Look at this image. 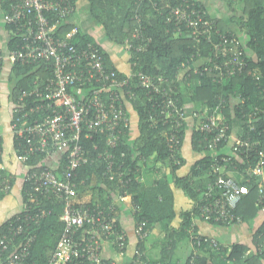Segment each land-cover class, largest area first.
Instances as JSON below:
<instances>
[{
	"label": "built area",
	"instance_id": "2783aa9c",
	"mask_svg": "<svg viewBox=\"0 0 264 264\" xmlns=\"http://www.w3.org/2000/svg\"><path fill=\"white\" fill-rule=\"evenodd\" d=\"M165 7L169 12L166 22L174 27V33L189 40L195 49L203 43L212 45V57L193 56L197 58L196 63L183 64L176 79L165 74H147L138 69L136 62H130V73L120 78L118 72L107 68L102 49L97 44L90 42L84 47L77 46L75 40L79 30L62 31L77 11V0H0V74L16 63L30 65L41 61L47 63L52 72L44 88L37 87L24 93L17 104L10 92V129L19 142L18 158L27 169L24 182L31 184L33 190L27 191L31 206L25 205V214L8 221L9 234L0 241V264H25L35 241V236L28 235V229L47 217L49 212L41 205L52 197L64 202L61 221L65 229L48 264H114L102 258L103 244L111 237L120 251H126L128 241L125 231L120 228L115 205L75 204L79 192L74 178L80 168L93 163L82 145V138L105 135L106 159L109 160L105 175L110 181L118 180L121 189L128 187L132 169L125 162L117 166L113 160H116L115 152L123 144L127 130L133 129L132 104L139 99L142 101L140 91L145 92V99L151 103L150 119L155 124L159 119L169 127L167 145L176 165L180 163L182 133L189 124H192L193 132L203 136L208 151L217 153L221 147L232 145L228 154L213 156L214 165L200 206L201 216L209 223L226 227L244 224L237 209L249 194V188L224 171L234 157L249 155L261 147L257 167L245 170L243 176L247 183L252 178L261 181L256 204L260 210L258 219L262 232L258 234L254 251L264 264V142L244 138L243 134L231 142L230 124L224 114L225 100L213 108L190 100L187 103L184 97L193 76L208 75L214 83H222L244 75L250 69V56L239 35L221 31L217 20L197 2L180 0L178 5ZM7 26L13 27L19 41L14 49L10 47L12 40L5 30ZM140 37L141 26L126 42L128 53H141L153 41L150 37ZM135 39L140 42L134 43ZM253 75L260 87V74L254 70ZM179 81L180 87L177 86ZM31 97L40 101L28 105ZM260 113L264 110L256 107L250 114V123ZM1 154L0 150V194H7L12 187V178L6 174ZM41 155L60 156V162L64 156V175H57L47 164L28 167L27 163L33 157ZM121 157H125V153ZM127 196L121 195L118 203H123ZM137 232L140 242L133 263L147 264L140 248L148 235L145 223L139 224ZM188 232L192 250L188 261L182 264H197L203 247L220 250L216 240L196 232L194 227ZM18 238L24 240L18 243ZM16 243L18 247L14 250ZM10 248L14 251L2 262V255Z\"/></svg>",
	"mask_w": 264,
	"mask_h": 264
},
{
	"label": "trees",
	"instance_id": "16d2710c",
	"mask_svg": "<svg viewBox=\"0 0 264 264\" xmlns=\"http://www.w3.org/2000/svg\"><path fill=\"white\" fill-rule=\"evenodd\" d=\"M195 1L210 12L208 5L200 0ZM227 3L230 10L235 12V3L239 1L243 4V11L240 17H237L239 28L248 36L247 48L255 54V59H249L250 69L241 76L232 78L222 83H214L208 75L204 77L193 76L190 86L187 87V96L191 103L207 104L209 107H215L222 100H225L224 114L228 118L231 125L236 118L243 123V137H250L253 141L260 140L264 142V113L258 114L250 123V114L259 107L264 110V0H223ZM91 5V14L96 18L98 24L105 29L109 39L118 46L126 47V42L131 38L135 30L141 26V34L145 37L153 39L152 43L145 47L141 53L129 52L130 62H136L138 69H142L147 74H165L172 79H176L180 71L183 70V64H194L197 60L195 55L201 54L202 58H209L213 55L212 45L203 43L196 49L194 45L187 39L177 36L174 27L166 22L168 10L165 6L178 5L180 0H89ZM216 19L215 17H213ZM72 20V18H71ZM70 22L62 31H70L74 28ZM219 28L223 32H234L222 27L219 19H216ZM11 35V49L16 47L19 41L15 38L13 27L5 28ZM143 39L142 37H140ZM95 43L92 38L79 30V34L75 40L77 46L84 47L87 43ZM140 41L135 39L134 43ZM97 44V43H95ZM103 52L107 68L119 73L114 63L103 47L97 44ZM196 63V62H195ZM258 71L261 76L262 85L259 87L257 79L253 72ZM3 73V72H2ZM0 78L7 74V81L10 85V92L15 104L18 103L20 96L24 93H30L37 87L44 88L47 80L52 77L49 65L43 61L37 64L22 65L16 63L10 70H6ZM120 78H125V74L119 73ZM200 82V83H199ZM182 83L179 81L177 86ZM263 86V87H262ZM89 87V86H88ZM1 92V88H0ZM140 98L138 102L132 104L133 122L137 121L138 136L134 138L133 131L136 124H133L132 130H127L124 136L123 144L115 152L116 160H113L118 166L120 163L125 164L132 169L131 181L126 189L119 187L118 180L110 181L105 172L109 164L106 159L108 147L106 145V136L97 135L92 139L82 138V145L91 156L92 164L80 168L74 181L78 185V196L75 204H90L95 206L115 205L117 217L120 211L119 197L121 195L132 196L133 210L135 211L136 222L146 223L145 228H151L157 223L171 222L176 218L174 210V195L169 187L167 177H160L154 186H147L146 178L151 171H156L155 166H150L149 160L153 159L154 163L161 164L162 167L158 172L163 173V168L168 167L172 175V181L175 186L181 190L194 202L196 206L189 212H184L180 216L181 233H185L189 237V230L195 228L193 219L201 216L200 206L203 203V194L206 186H195L197 177L209 175L214 165L215 159L206 157L197 162L191 169L187 177H178L177 172L184 165L182 154L179 155V165H176L171 158V153L167 145V136L169 127L163 125L159 119L154 121L150 119L151 103L145 99V92H139ZM237 98H240L239 101ZM237 100L239 102H237ZM40 100L38 98H28V105H33ZM144 102V103H143ZM153 114V112H151ZM154 115V114H153ZM234 116V118H233ZM254 126V130L251 127ZM231 132V130H230ZM229 132V133H230ZM1 133V132H0ZM185 137V131L182 133ZM18 141L15 140V149H18ZM3 138L0 139V150L2 152ZM192 144L198 152L205 151L206 143L203 136L197 132L193 134ZM184 147V141L183 146ZM221 147L218 152H221ZM259 150L254 151L246 156L233 158L231 166L237 167L240 172L252 170L257 167L260 157ZM125 153V157L121 154ZM63 160L56 166L50 164V157L41 155L33 157L27 163L28 167L46 165L56 171L57 175L62 176L65 173L66 161ZM147 160V162H146ZM235 171V169H234ZM261 181L258 178H252L250 183H243L249 188V194L246 195L240 203L237 213L243 218L244 222H251L259 218L260 210L256 204L258 188ZM33 187L29 183H24V203L29 204L27 191H32ZM5 194H0L4 197ZM64 202L52 197L50 200H44L41 207L46 209L49 214L41 221L39 225H32L28 229L29 236H35L31 253L25 264H48L52 252L56 249L61 236L65 229V224L61 221V215L64 210ZM35 207V206H33ZM25 214L21 212L20 214ZM23 214V215H24ZM15 215V216H17ZM13 216L10 219H13ZM9 219V220H10ZM8 220V221H9ZM8 221L0 228V241L5 235H8ZM120 224V221H119ZM262 232L259 228L256 237ZM108 239H114L108 238ZM257 239V238H255ZM24 238H18L19 243ZM18 243L13 247L14 250ZM256 241L252 242V245ZM13 248H10L7 254L2 255L1 260L5 262L6 257L11 254ZM168 250H166L167 252ZM227 252V251H225ZM168 253V252H167ZM209 254L213 258H220V252L215 249H201L200 255ZM167 259V256H166ZM225 259L230 262H239L240 264H262V258L251 249L250 245L233 244L230 253H227ZM147 261L150 260L146 258ZM203 264H208L206 259ZM199 264V262L197 263ZM212 264H215L212 262ZM233 264V263H232Z\"/></svg>",
	"mask_w": 264,
	"mask_h": 264
},
{
	"label": "crops",
	"instance_id": "0c3cea01",
	"mask_svg": "<svg viewBox=\"0 0 264 264\" xmlns=\"http://www.w3.org/2000/svg\"><path fill=\"white\" fill-rule=\"evenodd\" d=\"M208 5L210 12L216 19H219L222 27H227L228 30L234 31L239 35L248 55L255 59V54L247 48L248 46V36L245 32H242L239 28L237 17L242 15L243 4L237 1L234 5L235 12L230 10L227 3L223 0H200ZM70 25L74 28L82 31L84 34L92 38L93 42L101 45L106 53L111 57L112 62L115 65L116 70L119 73L129 74L130 56L126 50V47L118 46L114 44L109 37L106 35L105 29L102 25L98 24L96 18L91 14V5L89 0H77V11L72 17ZM73 28V29H74ZM3 32V31H1ZM1 35V34H0ZM141 37H145L141 34ZM0 78V132L3 138L2 144V154L1 162L6 168L7 176L12 178V187L9 193L5 194L4 197H0V228L13 216L20 214L25 208L24 203V178L26 167L20 162L16 149H15V138L11 132L10 124L12 120V108L10 103V86L8 84L2 85V80ZM7 79V78H6ZM7 82V81H6ZM8 83V82H7ZM185 101L189 103V97L186 95ZM134 114V113H133ZM134 117V115H133ZM234 118V116H233ZM135 122V121H134ZM136 129L133 131L134 138L138 136L137 121L135 122ZM231 142H234L236 138L241 137L243 134V123L238 119H234L232 122V129L230 125ZM193 128L192 124H189L184 137V147L182 148V158L184 160V165L177 172L178 177H187L191 169L196 165L197 162L201 161L206 157H212L216 154H228L232 145L225 146L221 149V152L213 153L211 151L205 150L198 152L194 145L193 140ZM238 159V157H235ZM61 157L57 156L50 159V164L56 166L60 163ZM150 166H155L156 171H151V173L146 178V184L148 187L154 186L156 181L161 179L160 177H167L170 182L169 187L171 188L174 195V210L176 213V218L169 224L168 222H161L155 224L151 228H146L147 238L140 243V248L145 254L146 258L150 260L151 264H182L188 261L192 244L190 237L185 233H181V214L184 212L191 211L195 206L191 198H189L183 190L177 188L172 181V175L168 167L159 174L161 170L158 163H154L151 160ZM50 165V167H52ZM161 165V164H160ZM159 167V170H158ZM225 174L233 177L239 184H247L246 178L243 173L237 170L235 166L228 164ZM235 169V171H234ZM165 172V174H164ZM210 180V175H204L202 177H197L195 180V186L204 185ZM120 211L118 213V219L120 221V228L126 233L128 247L126 251L122 252L118 249L115 239H107L102 248V258L114 264H134L133 260L137 253V248L139 247V234L138 226L144 222H136L135 213L133 210L132 196H127L123 203H120ZM63 214V212H62ZM193 224L196 226L198 232L203 236L210 237L216 240L220 245V258H213L209 254H201L199 257V264H203V260L206 259L208 264H228L225 259L227 253H230L233 244H244L250 245L251 249L254 250V245L252 242L256 241L257 230L261 227V220L255 219L254 226H233L226 227L214 222H207L202 216L193 219ZM146 226V223H145ZM112 238V237H111ZM166 250H168L166 252ZM227 251V252H225ZM167 256V259H166ZM230 262V261H228ZM233 264H240L239 262H230ZM149 264V261H147Z\"/></svg>",
	"mask_w": 264,
	"mask_h": 264
},
{
	"label": "rangeland",
	"instance_id": "374dc122",
	"mask_svg": "<svg viewBox=\"0 0 264 264\" xmlns=\"http://www.w3.org/2000/svg\"><path fill=\"white\" fill-rule=\"evenodd\" d=\"M2 77L5 78V79H3V80L1 81V82H2V85H3V84H5V85L8 84V86H10L9 83H7L8 81L6 80V78L8 77L7 74H5V75L2 76ZM6 81H7V82H6ZM134 121L136 122V119H135V118H134ZM135 122H133V124H135ZM158 166H159V167H162V165H160V164H159ZM163 170L165 171V168H163ZM164 174H165V172H164ZM244 223H245L244 226H254V225H255V221H254V220L251 221V222H244ZM227 263H228V264H232V263H230V262H228V261H227Z\"/></svg>",
	"mask_w": 264,
	"mask_h": 264
}]
</instances>
